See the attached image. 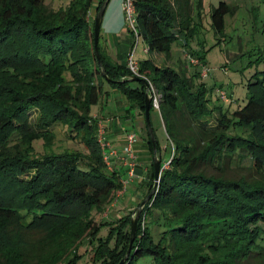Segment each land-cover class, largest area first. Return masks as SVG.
<instances>
[{"label":"trees","instance_id":"1","mask_svg":"<svg viewBox=\"0 0 264 264\" xmlns=\"http://www.w3.org/2000/svg\"><path fill=\"white\" fill-rule=\"evenodd\" d=\"M104 1L72 0L55 9L46 0H0V70L12 69L17 78L16 84L0 79V220L44 227L37 240L3 239L0 264H77L85 242L88 264H119L128 251L133 215L97 219L124 184L114 166L107 169L101 119L92 115V106L103 93L102 69L141 114L146 84L129 81L127 62L113 59L100 39L98 59L91 10L96 6L98 13ZM133 3L135 27L148 51L162 53L167 61L178 41L191 61L198 60L193 65L207 67L200 37L203 0ZM236 11L224 0L211 8L216 37L226 36L225 16ZM192 40L202 48L189 47ZM139 67L159 94L172 153L167 166L161 161L158 186L142 209L123 264H137L145 256L154 264L264 259V77L255 75L245 103L231 110L210 107L206 83L195 80L203 73L197 67L151 58L140 60ZM37 107L41 114L32 126L31 110ZM55 124L66 140L82 143L87 152L56 149ZM39 139L42 150L35 143ZM148 177L146 196L155 182L154 160ZM103 228L110 229L107 240L99 237Z\"/></svg>","mask_w":264,"mask_h":264},{"label":"rangeland","instance_id":"2","mask_svg":"<svg viewBox=\"0 0 264 264\" xmlns=\"http://www.w3.org/2000/svg\"><path fill=\"white\" fill-rule=\"evenodd\" d=\"M71 1L72 0H46V2L55 9L61 7L65 8ZM220 1L222 0H203V24L200 26V37L205 40L206 52L204 53V61L209 72L206 75L196 76L195 80L197 83H206L207 96L210 97V107L222 106L225 108L230 107L231 110H235L240 104H244L247 100L250 80L255 79V75L260 78L264 77V0H224L229 4L237 6V11L234 15L227 14L225 16L226 36L223 38L215 36L211 27L212 19L210 17L211 8L217 6ZM124 12V0H110L103 17L99 39L102 47H106L107 51L112 56L115 54V51L121 49L124 44H130L132 46V42L136 40L135 47H133L130 52L133 51V58L138 62L148 58L153 59L157 63H168L172 66H179L180 62H185L190 70L197 67V69L203 72V64L200 66L193 65L191 56L185 51V46L178 41L173 43L171 58L167 61L163 54L156 52L149 53L150 51L147 50L148 46L144 38L142 36H136L133 32V24L127 17L126 12ZM112 32H116L115 37L111 36ZM217 42H219V44L212 47ZM189 47L195 49L202 48L197 43V40H192ZM113 57L115 58V56ZM13 72L12 69L9 70L8 68L2 72L0 70V79L6 83L16 84L17 78ZM96 80L99 82L101 79L99 76H96ZM102 84L103 93L99 102L92 106V115H100V117H102L100 119L103 120L106 125L105 129L103 128L105 130L106 141L111 144L106 148V152L110 153V151L115 149H123L124 143L121 138L129 134H135L138 143L134 146V151L136 155H138L137 161L139 162L142 160L140 159L143 157L142 153H152L151 147H154L153 140L152 146L149 141V138L152 139V137L146 116L140 113L139 108L131 105L125 92L115 88L107 79H104ZM150 92L152 93V90ZM122 107L125 108L123 114H130L132 111H135L137 120H135L134 117V122L127 124L123 128V132L115 133L111 124H109L110 122H108L109 117L118 114L120 111L119 109ZM216 113L217 112H215V114ZM40 114L41 111L38 107L31 110L30 124H32V126L38 122ZM150 119L155 145L156 148L157 145L160 147L158 154L164 166L169 162L172 153V145L167 136L160 110L153 107L150 110ZM55 128L59 139L56 143V149L66 147L77 149L81 152H87L82 147V143L66 140L64 138L61 125L55 124ZM35 143L38 150H42L43 140H36ZM116 156L117 155H110L109 161H105L108 171L113 167L117 158ZM150 160H153V156ZM116 167L119 169L121 179L125 180L123 181L124 189L118 193V199L111 204L109 209L102 214H97V219L101 222L104 219L106 221H112L114 220L113 218H120L128 213L133 216L136 215L139 202L143 201L142 198L146 197L148 192L147 183H144L146 186L144 185L145 189L142 196H140L141 191H135L133 188L131 189V187H128L130 178L132 177L129 163L125 165L124 161H122L120 164H116ZM133 174L134 179L137 180L136 171L133 172ZM127 187L129 191L125 199V196H122L125 194ZM0 225V244L3 243V239H7L11 242L37 240L41 236L44 228L41 225L27 228L20 219L16 218L12 220L2 219L0 220ZM109 233V228H103L99 232V237L107 240ZM109 242L112 244L113 238L109 239ZM88 246V242H85L80 248L82 256L78 258L77 264H88L89 254L85 249ZM137 264H154V260L152 256H145L141 258ZM239 264H264V259L256 258L255 255H252L249 259L239 261Z\"/></svg>","mask_w":264,"mask_h":264},{"label":"crops","instance_id":"3","mask_svg":"<svg viewBox=\"0 0 264 264\" xmlns=\"http://www.w3.org/2000/svg\"><path fill=\"white\" fill-rule=\"evenodd\" d=\"M99 0L96 1V3L98 2ZM125 13V12H124ZM97 14V9H96V6L91 10V16H95ZM123 24V23H122ZM111 36H116V32H112L111 33ZM134 42V41H133ZM133 42H132V46L130 44L126 45L124 44L123 47H121V49H119L118 51H115V54L113 56H115V58L107 51L106 47L104 48L103 47V50L105 52H107L112 58H114L115 60L117 61H120L122 63H125V61H127V58H128V55L131 53V49L133 48ZM151 53V52H149ZM157 53V52H156ZM117 54V55H116ZM162 54V53H160ZM119 113L118 114H114L112 115L111 117H109V121L110 122L109 124H111L112 126V129H114V132L115 133H120V132H123V128L129 124V123H132L134 122V117H135V111H132L130 114L129 113H125L123 114L125 108L122 107L119 109ZM98 117H100V115H98ZM131 117V118H130ZM102 118V117H100ZM135 120H137V117H135ZM130 121V122H129ZM123 140V148L126 146L127 144V136L126 137H123L121 138ZM137 140L134 144V146L137 144ZM121 146V145H120ZM122 149H120L119 151H121ZM147 152V150H146ZM136 154V152H135ZM143 154V157L140 158L142 160H140L139 162L137 161L138 159V155H136V162H137V170H136V174H137V180L134 179V177L132 176L130 178V183L128 184V187H131V189L133 188L135 191H141V195L142 196L143 194V191L145 189V186L147 185L145 181H149V177H148V173H149V170H150V165H151V162L152 160H150L153 156V159H154V153H142ZM117 157V158H116ZM115 158H116V161L114 163V168L119 171V169L116 167V164H120V162L124 161L125 165H126V160H125V154H120V155H117ZM142 161V162H141ZM148 177V178H147ZM122 181H125L123 179H121ZM142 180V181H141ZM146 185H145V184ZM145 185V186H144ZM127 187V190L125 192V194L122 196L124 197L125 196V199L127 197V192L129 191ZM133 190V191H134ZM125 201V200H124ZM126 202V201H125Z\"/></svg>","mask_w":264,"mask_h":264},{"label":"water","instance_id":"4","mask_svg":"<svg viewBox=\"0 0 264 264\" xmlns=\"http://www.w3.org/2000/svg\"><path fill=\"white\" fill-rule=\"evenodd\" d=\"M109 2H110V0H105L102 3V5H101L98 13L96 14V17H95V25H94V29H95V50H96V54H97L99 60L101 58L100 53H99V49H98L100 28H101L103 17H104V14H105V11H106V8H107ZM102 73L107 80H110V78L108 77V75L104 69H102ZM128 80L129 81L144 82L146 84L145 116H146V120H147L149 129H150V134H151L153 144H154V159L153 160H154V167H155V182H154L153 188L150 191V193L146 196V198L137 207L136 215H134L132 217L131 238H130V242H129V248H128V251H127L125 257L120 261L119 264H123L130 255V252L132 249V244H133V241H134L135 235H136L139 215H140L144 205L148 201H150L151 198L154 196L156 188L158 186L159 179H160L161 171L163 170L162 165H161V157L158 154V150L156 148L155 141H154L155 140L154 135H153L152 128H151L150 110H151V104H152V93L150 92L151 91L150 84L144 77L137 76V75L130 76L128 78Z\"/></svg>","mask_w":264,"mask_h":264},{"label":"built area","instance_id":"5","mask_svg":"<svg viewBox=\"0 0 264 264\" xmlns=\"http://www.w3.org/2000/svg\"><path fill=\"white\" fill-rule=\"evenodd\" d=\"M124 8H125V12L127 14V17L131 20V22L133 24L132 28L134 30V33L136 34L137 37H139L138 30L135 27V23H134V20H135V6H134V3H133V0H124ZM147 50H148V48H147ZM192 61L193 62L196 61L195 63L198 62V60H194V59H192ZM126 62H127L128 68L132 72V75L140 76L139 62L136 61L133 58V51L128 55V58H127ZM207 73H208V68L206 67V68H204L202 75H206ZM150 87H151V90H152V104H153V106L155 108L160 109L159 94L156 92V90L154 89L152 84H150ZM99 127H100L99 141H100V144L102 145V148H103L104 159H106L105 161H109L108 159L110 158V155L111 156H115V155L125 154L124 158H125L126 162L129 163V165H130V174H132V176H133L134 175L133 172H135L136 169H137V162L135 160L136 159V154H135V151H134V144L136 142L135 134H129L127 136V141L128 142H127L126 146L121 151L115 149V150L110 151V153H108V152H106V148L108 146H110L111 144L106 141L105 130H104L106 125L104 124L103 120L100 121ZM167 164L168 163H166L164 165V167L167 166Z\"/></svg>","mask_w":264,"mask_h":264}]
</instances>
